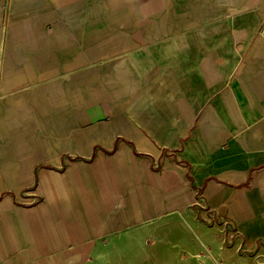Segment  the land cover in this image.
Listing matches in <instances>:
<instances>
[{
    "label": "crops",
    "instance_id": "1",
    "mask_svg": "<svg viewBox=\"0 0 264 264\" xmlns=\"http://www.w3.org/2000/svg\"><path fill=\"white\" fill-rule=\"evenodd\" d=\"M184 211L264 250V0H0V264Z\"/></svg>",
    "mask_w": 264,
    "mask_h": 264
},
{
    "label": "rangeland",
    "instance_id": "2",
    "mask_svg": "<svg viewBox=\"0 0 264 264\" xmlns=\"http://www.w3.org/2000/svg\"><path fill=\"white\" fill-rule=\"evenodd\" d=\"M212 219H207L198 211L167 213L134 225L117 235L102 237L84 248L77 250L69 248L65 250L63 262L65 264H264V250H253L248 243H244L245 241L232 225L221 222L222 219L219 217ZM37 264H52V262H37Z\"/></svg>",
    "mask_w": 264,
    "mask_h": 264
}]
</instances>
